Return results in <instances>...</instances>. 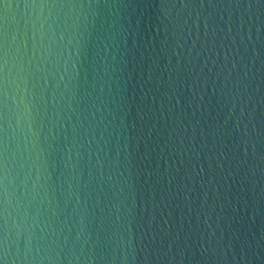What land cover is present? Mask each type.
<instances>
[{
	"label": "water",
	"instance_id": "water-1",
	"mask_svg": "<svg viewBox=\"0 0 264 264\" xmlns=\"http://www.w3.org/2000/svg\"><path fill=\"white\" fill-rule=\"evenodd\" d=\"M0 264H264V0H0Z\"/></svg>",
	"mask_w": 264,
	"mask_h": 264
},
{
	"label": "clouds",
	"instance_id": "clouds-1",
	"mask_svg": "<svg viewBox=\"0 0 264 264\" xmlns=\"http://www.w3.org/2000/svg\"><path fill=\"white\" fill-rule=\"evenodd\" d=\"M9 126H11V125H9Z\"/></svg>",
	"mask_w": 264,
	"mask_h": 264
}]
</instances>
